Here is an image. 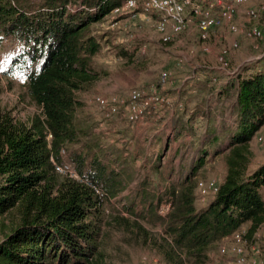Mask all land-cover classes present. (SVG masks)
Listing matches in <instances>:
<instances>
[{"label":"trees","instance_id":"trees-1","mask_svg":"<svg viewBox=\"0 0 264 264\" xmlns=\"http://www.w3.org/2000/svg\"><path fill=\"white\" fill-rule=\"evenodd\" d=\"M121 2L0 0V43L11 49L2 73L38 109L25 120L0 113V264H108L114 230L164 264H206L223 237L246 224L249 238L264 224V161L249 172L251 139L264 122V46L224 85L234 123L226 146L214 150L222 153L224 173L213 197L196 205L207 148L182 180L160 191L144 182L120 197L132 174L108 164L98 136L78 123L76 92L97 75L93 58L101 43L91 26ZM218 141L214 135L207 143ZM60 148L78 178L55 170L51 157L59 161ZM164 202L169 208L161 215Z\"/></svg>","mask_w":264,"mask_h":264},{"label":"rangeland","instance_id":"rangeland-1","mask_svg":"<svg viewBox=\"0 0 264 264\" xmlns=\"http://www.w3.org/2000/svg\"><path fill=\"white\" fill-rule=\"evenodd\" d=\"M261 1L262 0H255L254 3L258 5ZM142 14H140V16L136 15L131 17L127 16V14L121 15L111 11L101 21L93 23L91 26L93 33L95 32L97 36L102 35L103 37L104 32H109L112 38L111 40L106 39L108 43L105 41L103 42V51L100 50L93 58V67L97 71L95 80L90 82L84 89L76 92V98L79 101V105L76 109V118L82 127L85 126L86 129H88V136H98L96 140L99 141L103 150H105V145L114 144L115 142L124 143L120 135L123 134L125 128L131 124L139 125V123L151 121L155 125H159L162 121H165L167 118L166 115L170 108L175 105V101L173 100L174 104L172 103L173 105L170 107H162L159 118L146 116L131 121L126 116L120 114L106 116L102 108L96 102L95 98L97 96H102L108 100L112 98L121 100L123 97L127 96L132 89H143L146 91L158 89L162 94L169 96L171 95L170 92L177 91L182 83L187 82L188 76L185 78L187 64H192L194 62L193 65L196 66H199L198 64L208 65V70H214L211 67L213 65L221 67L216 57L217 50L221 46L227 45V43L229 44L236 36L224 28L212 30L210 40L207 41L209 44L208 51L202 50L201 47H199L200 41L195 29H192L190 33L184 32L173 36L168 43H165L160 40L155 29L154 16L146 13ZM241 15L242 17L238 20L241 23H248L245 14L243 15V13H241ZM258 22L264 27V18H260ZM181 36H185V38L180 39ZM236 41L237 46L231 48L227 55L228 68L221 67V69L227 70L229 75H231L229 71L241 70L240 68L244 64H248L252 62L253 59L261 56V49L264 46V40L253 43L243 35L237 36ZM190 50H192V52L197 50L194 57H190ZM10 52L9 43L1 41L0 113L9 112L16 120H25L31 116L34 111H38V109L28 101L27 97H25L26 99H22L20 95L22 88L19 87L16 82L10 85V79L5 77L2 73V70L6 68L8 64ZM162 71L168 73V77L165 80L160 78ZM212 80H215V77H213ZM159 84L160 86H158ZM112 118H120V122L119 120L116 121L120 123V135H116L117 132L113 130L116 122H113ZM231 120L234 123V116L233 119L232 117H228L227 122L231 123ZM230 123H221L223 124V129L225 130ZM194 126L199 136L206 133L208 130L203 118L202 122L194 124ZM197 131L192 130L191 132L196 134ZM194 134L186 138L188 144L183 146V148L188 147L187 150L181 149L176 156L173 155L172 151H167L161 161V170L167 172L166 170L169 169L168 164H172V171L176 174L178 172V166H180L181 163L190 161V156L192 157L193 155L191 150L192 147L190 146H192L194 140L195 142L197 141L196 135ZM258 134H262L264 138V129L259 133H255L251 139L252 156L249 164V172L253 171L264 161V143L257 142L256 136ZM92 137L88 138L91 139ZM126 142L127 145H123L124 148L122 149L129 152L127 148V146L129 147L128 141ZM140 153L143 155L139 150H136L135 154L131 152L128 161H130V164L133 163L136 166L139 178L146 176L150 179L149 186L156 191L153 186L156 184V186H158L159 183L163 185L164 182H162V178L158 175V172H155V168L150 165L154 161L152 156L148 157L146 161H144L145 164L142 165L143 161H140V157L142 156L139 157L137 155H140ZM137 157H139V162L135 161ZM206 158L207 161H205L204 165L199 169L200 171L197 175V179L204 181L213 179L218 182L224 173L222 153H212L206 156ZM207 199L208 198L202 200L198 192L196 205L198 207L205 205ZM113 203L116 207L119 205L118 203ZM122 214L127 216L125 212ZM246 228L247 225L243 224L239 231L244 235ZM152 229L155 231L161 230L160 226L157 224ZM244 238L245 264H264V224L260 226L251 237ZM111 240L114 248L109 251L111 253L108 258L110 259L108 264H164L160 256L147 246L144 247L135 242L132 244L123 242V236L121 232L117 230L111 232ZM231 241L230 234L223 237L219 242H216L208 251L206 264H227L232 262L233 257L231 253L229 255H222L219 253V246L222 244L228 245ZM115 247H118V249L114 250Z\"/></svg>","mask_w":264,"mask_h":264},{"label":"crops","instance_id":"crops-1","mask_svg":"<svg viewBox=\"0 0 264 264\" xmlns=\"http://www.w3.org/2000/svg\"><path fill=\"white\" fill-rule=\"evenodd\" d=\"M254 1L255 0H250L246 6H254ZM246 6L239 10L236 18L237 20L242 17L241 13L244 15L243 9H245ZM142 13L143 12L138 11L136 15L140 16ZM124 14L126 15V13L121 15ZM149 15L153 16V14ZM106 16L107 15H105V17ZM97 38L101 43V51H103V42L105 41L108 43V40H111L112 37L110 36L109 32H104L103 37L102 35H99ZM183 38H185V36H181L180 39ZM195 52L197 53V50H195ZM195 52L190 50V57H194L196 54ZM193 64L194 62L192 64H187L185 70V78L188 76L187 82L182 83L177 91L170 92L171 95H169V97L174 101L180 99L183 105L179 108L175 107V105L170 108L166 115L167 118L165 121H162L159 125H155L151 121H145L143 123H139V125L131 124L126 127L125 132L120 135V118H112L113 122L119 120V122H116L114 125L113 130L117 132L116 135H120L122 137L121 139L124 141V143L115 142L114 144H108L107 146L105 145V154L103 157L105 161L116 170L119 171L121 169H125L129 174H132L126 183V187L120 194L121 198L124 196L133 195L135 191L143 187L144 182L147 183L148 188H152L149 186L150 179L146 176H143L146 178H139L136 166L133 163L130 164V161H128L131 152L134 154L136 153V150L142 152L143 155H141V153L140 155L137 154L139 157L142 156L140 157V161H143L142 165L145 164L144 161H146L148 157L152 156L154 161L150 165L151 167L155 168V172H158V175L162 178V182H164L163 185L158 182L159 185L156 186V184L153 186V188L156 191H160L163 190L164 187L168 186L169 183H176L182 180L197 164L198 159L203 155L201 153L203 149L207 148L208 156L209 154L214 153V150H217L218 148H224L228 143L229 136L225 133V131L227 128H231L233 126L232 120L231 123L227 122L228 117H232L233 119L234 116L233 96L225 95L223 93V88L231 75L228 74L227 70H223L219 66L213 65L211 67L214 70H208V65L198 64L199 66H196ZM202 67H206V70H201ZM209 77H215V80L210 82L208 79ZM202 118L208 127L206 128H212V131H208L206 129V133H203L199 136L194 124L202 122ZM221 123L230 124H227L228 126L224 130V127H222L223 124ZM263 129L264 122L260 128V131ZM192 130L197 131V133H192ZM192 134L196 135L197 141L195 142L194 140V142H192V146H190L192 147L191 150L193 152L192 157L190 156V161L181 163L182 166H178V172L176 174H174L172 171V164H168L169 169L166 170L167 172L161 170V161L163 160L167 151H172L173 155L176 156V154H178L181 149L187 150L188 147L183 148V146L188 144V142H186V138L191 137ZM214 135L219 137V141L217 144H215V146H210V144L207 143V140H210ZM126 141H128L129 147L127 146V148L129 149V152L122 149L124 148L123 145H127ZM139 157L135 159L136 162H139Z\"/></svg>","mask_w":264,"mask_h":264},{"label":"built area","instance_id":"built-area-1","mask_svg":"<svg viewBox=\"0 0 264 264\" xmlns=\"http://www.w3.org/2000/svg\"><path fill=\"white\" fill-rule=\"evenodd\" d=\"M250 0H122L120 5L114 7L111 11L117 14L126 13L128 16L134 17L138 11L147 14H153L155 18V29L159 38L163 42H168L173 36L180 33L191 32L195 29L200 41L199 47L202 50H209L210 34L212 30L226 29L236 35L234 39L221 46L217 51V60L221 67L228 68L227 55L231 48L237 46L236 37L239 35L245 36L253 43L258 42L263 38V31L259 24V19L264 13V0L258 5L246 6ZM244 14L247 17L248 23H240L236 18L239 10L244 8ZM236 70L229 71L232 75ZM168 77L166 71H162L160 78L165 80ZM97 104L102 108L106 116L124 115L129 120L151 116L153 118L160 117L162 107L172 106L173 100L162 94L158 89L143 90L132 89L129 94L121 100L112 98L108 100L102 96H97ZM173 103V104H172ZM180 100H175L177 108L182 107ZM48 139L51 133H47ZM259 143H264L262 134L256 136ZM264 148V144H263ZM60 160L56 161L51 157V161L57 172L72 177L78 178L73 163L68 159L67 152L64 148L59 150ZM197 188L199 196L202 200L205 198L211 199L218 188L216 180H198ZM102 195V192H99ZM264 196V193H263ZM207 199V200H208ZM169 208V203L164 202L160 206V214H165ZM231 243L219 246V253L233 257V261L227 264H245V238L242 232L236 230L231 234Z\"/></svg>","mask_w":264,"mask_h":264}]
</instances>
